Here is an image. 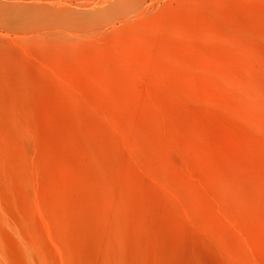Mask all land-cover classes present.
I'll use <instances>...</instances> for the list:
<instances>
[{"label": "rangeland", "instance_id": "rangeland-1", "mask_svg": "<svg viewBox=\"0 0 264 264\" xmlns=\"http://www.w3.org/2000/svg\"><path fill=\"white\" fill-rule=\"evenodd\" d=\"M0 264H264V0H0Z\"/></svg>", "mask_w": 264, "mask_h": 264}]
</instances>
